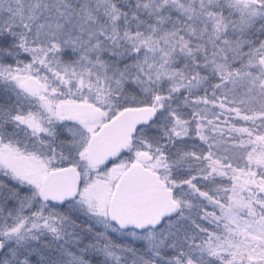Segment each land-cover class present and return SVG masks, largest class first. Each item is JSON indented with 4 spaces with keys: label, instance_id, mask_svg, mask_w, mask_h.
Segmentation results:
<instances>
[{
    "label": "snow or ice",
    "instance_id": "6c2138e0",
    "mask_svg": "<svg viewBox=\"0 0 264 264\" xmlns=\"http://www.w3.org/2000/svg\"><path fill=\"white\" fill-rule=\"evenodd\" d=\"M0 264H264V0H0Z\"/></svg>",
    "mask_w": 264,
    "mask_h": 264
}]
</instances>
